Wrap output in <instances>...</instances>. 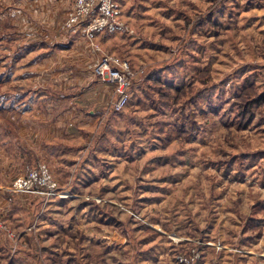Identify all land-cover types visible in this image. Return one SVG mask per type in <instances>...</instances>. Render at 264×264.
Here are the masks:
<instances>
[{
  "label": "rangeland",
  "instance_id": "obj_1",
  "mask_svg": "<svg viewBox=\"0 0 264 264\" xmlns=\"http://www.w3.org/2000/svg\"><path fill=\"white\" fill-rule=\"evenodd\" d=\"M50 2L0 0V133L32 150L0 144V264H264V0H124L133 34L96 45ZM103 55L132 74L119 112ZM39 164L55 194L14 192Z\"/></svg>",
  "mask_w": 264,
  "mask_h": 264
},
{
  "label": "built area",
  "instance_id": "obj_2",
  "mask_svg": "<svg viewBox=\"0 0 264 264\" xmlns=\"http://www.w3.org/2000/svg\"><path fill=\"white\" fill-rule=\"evenodd\" d=\"M124 0H71L72 9L64 24L68 31L77 29L82 35L88 38L93 45H96V37L102 35H125L133 34L126 23L121 20L122 4ZM101 52V49L94 48L93 52ZM116 66L113 58L103 55L94 64L93 71L103 83L114 85L118 98L114 101V108L121 111L129 103L130 95L128 89L132 83V74L128 64ZM30 172V173H29ZM28 175L19 178L14 186L16 193L33 191L34 189H45L47 195L55 194L56 183L49 167L39 164L37 168L29 171ZM46 195V194H45ZM0 222V229L3 230ZM5 230V229H4ZM19 245L12 246L16 251Z\"/></svg>",
  "mask_w": 264,
  "mask_h": 264
},
{
  "label": "crops",
  "instance_id": "obj_3",
  "mask_svg": "<svg viewBox=\"0 0 264 264\" xmlns=\"http://www.w3.org/2000/svg\"><path fill=\"white\" fill-rule=\"evenodd\" d=\"M49 7L51 8V9H55L56 10V12L58 13V15H60V16H66V15H68L69 14V11H71V9H72V2H71V0H51V2H50V5H49ZM106 37H109V36H106ZM106 39V38H105ZM102 40H104V39H102ZM15 131H17V132H19V131H21L22 133H20L19 132V136H24V135H26L25 133L28 131L27 129H15ZM23 132H24V134H23ZM21 141V143H19L18 144V148H19V152H18V150L16 151V146H15V139L14 138H12V137H10V133H9V130H6V129H3L2 131H1V133H0V144H1V146H2V148H6L8 151H10L11 153H6L7 154V158H10L11 160H15V157H16V155H20V156H18V157H22L21 159L22 160H24L26 163H27V161H28V163H30V160L31 159H29V154L30 155H32L31 154V152H32V150H30V143H31V141H29L28 139H27V141H26V138L24 139H21L20 140ZM26 143H27V146H28V150H27V152L25 151L26 149H27V147H26ZM45 149L44 151H45V155H48L49 157H53V156H55L56 154H58V153H56V150H54L53 148L52 149H50V153H48V150H47V147H46V145L44 146V147H42V149ZM20 152H22V153H20ZM27 153H29V154H27ZM49 157H47V161H49ZM20 159V160H21ZM11 169H9V168H7V172H5V170H2V172L0 173V204H2V201L4 202V201H6V199H8V193H6V191L8 190L7 188L5 189V185H3L2 183H4V182H7V181H11L10 183H12L15 179H16V173L14 174V171H10ZM13 173V174H12ZM5 186V187H4ZM26 196L25 195H17L16 197H15V202H14V210L13 209H11V211H10V213H9V216H15V214H16V212H19V213H21V212H26V211H28V209H30L31 211H32V209H31V206L34 204L33 202H30V203H26V201H24L23 199L25 198ZM42 199V198H41ZM40 199V200H41ZM34 206V205H33ZM38 211L39 212H37L36 214L38 215V217L40 216H47V214H45V213H48V211H47V209H44V210H42V209H40V208H38ZM44 212V213H43ZM33 216V215H32ZM33 218V217H32ZM39 219V218H38ZM43 219V218H42ZM33 220V219H32ZM21 221V220H20ZM19 221V222H20ZM15 226H17V225H15ZM56 225H54V227H50V228H48V229H45L44 228V225H42V222L40 221V223H38V228L41 230L40 231V235L41 236H47V235H50L51 237H53V235H58L57 234V232H58V230L56 229L57 228V226L55 227ZM24 228H26L25 226H24ZM25 230V229H24ZM23 233H25L24 234V238L26 239V237H27V234H29L28 232H26V231H23ZM53 233H55V234H53ZM57 238V237H56ZM52 240H55V239H52V238H48V242H52ZM11 242H12V240H10ZM6 245V247L8 248V250L10 249L9 247L11 246V248H12V244H10V246H8L7 244H5ZM21 245H19V247H20ZM11 250V249H10ZM9 250V252L11 253V251ZM19 255L20 254H18V255H12L11 254V258L13 257H16L15 259H14V264H16V261L18 260V261H20V262H22V260H23V258L21 259L20 257H19ZM20 256H22V254L20 255ZM25 258V257H24ZM23 263V262H22Z\"/></svg>",
  "mask_w": 264,
  "mask_h": 264
},
{
  "label": "trees",
  "instance_id": "obj_4",
  "mask_svg": "<svg viewBox=\"0 0 264 264\" xmlns=\"http://www.w3.org/2000/svg\"><path fill=\"white\" fill-rule=\"evenodd\" d=\"M129 104H130V102H129Z\"/></svg>",
  "mask_w": 264,
  "mask_h": 264
}]
</instances>
